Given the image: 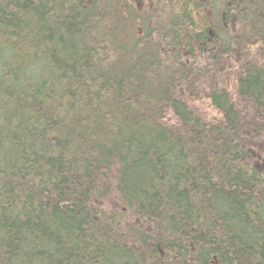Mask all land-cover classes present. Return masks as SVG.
<instances>
[{
    "label": "trees",
    "instance_id": "obj_1",
    "mask_svg": "<svg viewBox=\"0 0 264 264\" xmlns=\"http://www.w3.org/2000/svg\"><path fill=\"white\" fill-rule=\"evenodd\" d=\"M0 264H264V0H0Z\"/></svg>",
    "mask_w": 264,
    "mask_h": 264
}]
</instances>
